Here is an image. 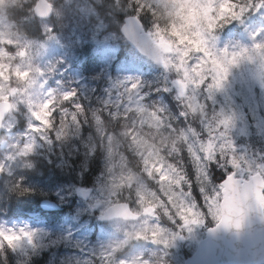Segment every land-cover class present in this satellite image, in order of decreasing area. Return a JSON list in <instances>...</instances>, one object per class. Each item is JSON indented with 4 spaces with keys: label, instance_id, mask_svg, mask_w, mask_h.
Segmentation results:
<instances>
[{
    "label": "clouds",
    "instance_id": "1",
    "mask_svg": "<svg viewBox=\"0 0 264 264\" xmlns=\"http://www.w3.org/2000/svg\"><path fill=\"white\" fill-rule=\"evenodd\" d=\"M34 2L21 0V5ZM51 2L63 15L68 0ZM101 3L103 8L99 7ZM109 4L110 0H71L67 11L72 14L80 8L90 11L95 7L103 14L108 11ZM260 5H264V0H259L258 4L252 0H137V6L148 15L150 25L144 51L154 62L174 72L176 80L182 81L183 86L189 89V94L180 101L183 111L189 113V124L202 118L194 112L203 113L206 110V105L197 102L191 94L200 74L209 83L214 76L223 77L222 84L229 71L239 64L253 61L264 70V48L250 47L244 52L243 47L229 50L209 44L225 25ZM28 33L29 29L23 22L0 15V128L7 127L8 122L21 111V106H26L31 129L27 132V139L18 137L0 156V173L8 175H11L13 167H34L30 154L36 150L39 138L48 139L54 135L56 140L63 141L80 130V123L74 121L73 111L62 94L49 95L46 91L41 79L42 70L36 62V42ZM233 59L235 63H231ZM220 66L228 68L226 76L219 71ZM48 101L50 103L45 108ZM76 111L82 112L79 109ZM37 112L43 119L37 118ZM225 116L207 114L208 122L219 132L220 122ZM167 123L166 115L161 118L146 110L130 116L128 120H106L99 125L94 122L102 149L106 152L100 211L124 232L123 239L117 243L127 240V244L122 245L119 251L135 264H144L145 261L161 264V257L156 252L142 255L138 247L147 241H154L153 232L158 234V239L154 241L157 245L169 238L172 232L165 227L166 220H172L176 227H181L182 213L191 215L189 209L204 211L200 204L197 207L195 197L190 194L191 189L186 191L184 187L190 183L184 172L185 165L180 162L185 142L184 128L179 125L172 128ZM217 140L220 141L219 147H215L214 141L203 146L204 160L199 161L200 187L204 197L210 198L208 203L216 211L224 212L226 194L236 200L258 193L264 197V171L254 174L247 183L237 179L229 182L226 178L227 183L220 181L219 186L213 187L208 182L203 169L209 161L227 164L232 158L223 139L217 136ZM28 145H31V150L26 147ZM215 153H219L218 159ZM17 189L21 190L19 186ZM204 212L206 216L207 210ZM0 228L6 232L15 231L18 235L22 228L31 231L6 225H0ZM161 228L164 231H160ZM136 232H143L144 236L137 239ZM15 243L28 244V238L20 235ZM0 244L4 245L0 253L11 249L6 241L0 240Z\"/></svg>",
    "mask_w": 264,
    "mask_h": 264
},
{
    "label": "rangeland",
    "instance_id": "2",
    "mask_svg": "<svg viewBox=\"0 0 264 264\" xmlns=\"http://www.w3.org/2000/svg\"><path fill=\"white\" fill-rule=\"evenodd\" d=\"M69 7L71 6L66 7V13H69L67 11ZM0 15H2L1 12ZM237 20L243 24V28L239 33L233 30L227 37L217 36L214 41H209L210 46L214 43L217 48L227 47L229 50L241 47L244 48L245 46L239 44L238 39L248 26L247 32L254 44L264 43V5H260L257 13L247 15L246 19L245 15H242L241 18ZM251 24L252 26H250ZM47 28L48 31H50L48 26ZM36 48L38 49L36 62L42 70L41 79L44 82V87L48 93H56L57 88L60 87V85L63 86L62 75L64 74L68 80L70 79L65 67L58 66V40L55 36L50 35L44 42H36ZM102 52L107 58L114 57L117 53V47L107 40L104 42ZM246 63L247 67H243V63L234 66L229 71L227 78L222 82L221 87L215 89L211 95L207 90L206 84L201 85L199 88H195L194 93L191 92V94H195L198 97L200 102L206 105V112L208 115L223 112L224 115L231 117L227 128L222 125L220 131L227 133L224 139L231 141V149L229 152L232 157L235 156L239 158V167L234 166L231 163L224 164V167L231 166L237 170L238 175L243 177H247L256 171H264V130L260 128V126L264 127V120L263 122L260 120L261 118H264V70L259 69L253 61H248ZM145 66L146 61H140L137 59L121 63L115 73H110V71L109 73H106L104 80L100 84V92L96 94L95 99L98 102L103 103L109 99H115L118 94L117 82L123 81L131 86L132 81L138 79L139 73ZM48 67L52 70H56L57 74L48 75ZM71 76L72 81L82 88V92H87L94 86V84L81 78L77 72H73ZM51 78L52 81L50 80ZM122 90V88H119V91ZM185 93L189 94L188 88H186ZM238 96L241 98L242 102L239 101ZM246 105L249 106V114L251 118L247 116ZM15 120L16 119L12 120L6 127V136L4 137L7 138L5 144L6 147H8L10 143H14L18 137L27 139V132L31 131L29 127V116L27 127L22 132L14 130ZM202 129V134L206 135L203 125ZM254 138H258L261 142L252 146L251 144ZM45 142H47V139L39 138L37 140V146H41ZM212 161L217 162L216 160ZM26 169L27 168L13 167L11 175L5 173L1 179L0 225H6L13 228L24 227L34 231L35 234H41L46 231L48 235L61 244V247L58 250V256L53 264H91L95 257L99 258L100 264H119L121 260L128 261L130 264L131 261L123 254H120V251L111 253V249L118 244L117 241L123 239L124 232L119 230L118 226L110 221V223L103 226V229L94 239L90 234L89 229H84V225L91 213L88 212V214H81L79 210L83 208H77L74 213L59 216L56 220L50 216L46 217L45 215H41L38 212H30L27 216L18 215L15 212L7 213L3 203L6 190L5 187H7L6 185L12 187L19 179L23 178ZM195 175L196 179L201 183L200 171L195 170ZM203 175L207 177L208 182L215 187V184H213L210 178L208 165L204 167ZM187 177L188 175L186 174V178ZM104 180L105 176L103 177L97 191L94 192L92 190L86 201L88 205L90 204L89 209L92 212L98 209L99 214H95L97 219L100 218L101 214L100 209L102 204L100 203V200L102 199ZM24 184L26 185V183ZM33 185L40 189L43 196L50 194L51 191L60 194L54 190L51 183H44L41 180H37L33 182ZM188 185L192 186L193 184L190 181ZM83 190H87V188H76V192L80 196ZM185 190L187 191V189ZM200 192L203 199L197 203L200 205L205 204L206 207V198L203 195V191L201 190ZM190 194L194 196L192 191ZM208 219L209 216L204 215L202 223H189V225H184L182 222L183 232L185 233L184 237L182 236L183 241L180 233H177L175 229H171L172 235L167 238L169 240L167 245H157L154 242L158 239L157 235V238H153L154 241H147L144 243L146 246L152 244V250H149L148 247L143 248L140 245L138 251L142 255L147 253L150 254L152 252H170L177 262L182 263L185 259L183 250H192L191 248L196 246V243L204 237L206 228L208 227H206ZM47 222H49L50 225H47ZM167 226L168 225L165 224V227ZM8 234L11 235L12 232H9ZM1 238L2 237H0V240ZM110 253L111 260L109 261L108 255Z\"/></svg>",
    "mask_w": 264,
    "mask_h": 264
},
{
    "label": "trees",
    "instance_id": "3",
    "mask_svg": "<svg viewBox=\"0 0 264 264\" xmlns=\"http://www.w3.org/2000/svg\"><path fill=\"white\" fill-rule=\"evenodd\" d=\"M26 2V0H25ZM257 1H254L256 3ZM35 3V2H34ZM24 3L21 5V0H2L1 8L5 16H11L13 20L21 21L28 27L29 35L34 39H44L46 34L44 32L43 23L40 22L33 14V5ZM114 6V7H113ZM128 6L131 11L137 13L142 17L145 24L149 25L148 15L140 10L137 6V0H126L119 4L110 3L108 5V11L106 13H101L97 11L98 18L91 17L92 20H96L97 24L101 25L98 27L93 24L85 16L80 17L79 12L75 14L66 13L69 16V23H55L54 31L56 32L59 39V51L68 52L75 51L80 53H85L89 51L95 44H97V39L102 38L104 35H110L118 31V26L115 24L116 20L122 21L124 18L123 8ZM100 8L104 5L101 3ZM229 25H225L222 32L225 33ZM103 29L100 34L91 37L92 33ZM83 31V33L78 32ZM90 59V53L87 54ZM96 58V57H94ZM148 78L152 82L150 85L144 86V91L149 94V99L160 100L169 110V112L176 119H182L181 113L183 112V105L180 100L177 99L175 92H166L167 87L162 82L160 78L155 75L149 74ZM149 82V81H148ZM152 103V102H151ZM84 106L85 113L80 114V116L88 117L93 119L90 115V109L87 105ZM99 109L96 107L94 110ZM101 114L106 120H111L108 116V112L105 107L101 108ZM80 130L78 134L70 135L63 141L56 140L55 136L53 140L56 142L54 150H49L52 161L48 160L47 166L54 167L56 173L55 178H57L58 184L63 187L67 184H72V186H97L98 182L105 175V158L104 150L101 146L100 138L96 132V129L91 125H87L86 120L83 118L79 119ZM58 154L62 159V162H58V159L54 156ZM36 163H41L47 159V157H33ZM183 163L185 165L186 174L189 172L190 177L192 176L193 165L188 157L187 153L184 151L181 154ZM221 169V168H220ZM215 170L212 174L214 182L223 176L221 170ZM36 172H45L47 169L42 166L36 168ZM21 190L16 191L15 197L23 203L24 199H28L30 192L24 191L23 187H19ZM198 196V191L194 192ZM73 201L70 210H74L75 205L78 204V197L73 192ZM169 223V221L167 220ZM53 250V244L50 242L43 243L40 250L37 252H25L22 250L14 251L13 249H7L0 253V264H50L51 255ZM169 256L161 257V262L168 263Z\"/></svg>",
    "mask_w": 264,
    "mask_h": 264
},
{
    "label": "snow or ice",
    "instance_id": "4",
    "mask_svg": "<svg viewBox=\"0 0 264 264\" xmlns=\"http://www.w3.org/2000/svg\"><path fill=\"white\" fill-rule=\"evenodd\" d=\"M36 10L39 12L40 15H50L51 14V0H49L48 4L46 5V10H41V3L40 0H37L36 4ZM255 49L264 48V44L258 43L253 46ZM242 51L246 52L247 48H243ZM235 55V54H234ZM251 59V57H249ZM214 63H217L214 61ZM231 63H235V59L231 61ZM219 71L222 72L225 76L228 74V68L224 66H220ZM223 77L220 76H214L212 77V82L209 83L207 80H205L204 75L200 74L199 80L195 81L196 88H199L201 85L206 84L209 94L221 87V79ZM118 83V94L115 99H109L105 101V110L108 112V116L111 118V120H128L130 116L134 114H139L142 110L151 111L155 115L163 118L165 115L167 116V126H170L172 128H175L173 126V120L176 118L172 116V114L169 112V110L166 108V106L163 104L160 100H153L151 104H148L145 102L144 96L141 95L138 92V89L140 88V81L139 79L133 80L131 85H135V87H130L129 84L124 83L123 81L117 82ZM175 83L179 84L181 86V93L177 96V99L180 101L183 100L188 94H186L184 90V86L182 81H175ZM119 88H122V91H119ZM168 90V89H165ZM195 89L193 90L194 93ZM53 92H50L49 95H53ZM63 99L65 103H69L74 100L75 93L72 91L64 92L62 94ZM193 98L198 102V97L195 94H192ZM48 103L50 101L46 102L44 107L46 108ZM74 111H73V119L76 122H79L80 114L85 113L84 106L79 103H75L74 105ZM202 107V106H201ZM82 110V112H77L76 110ZM43 111V109H42ZM193 114H196L197 116L202 117L200 119L201 124L204 126V129L206 131V135H203L201 132L197 131L194 124L190 123L186 128H184L185 132V142H184V148L182 150L187 152L188 157L190 158V161L194 167V170H199V161L204 160V151L203 146L206 144H210V142H215V147L220 146V141L217 140V136H219L221 139H223L225 143V147L227 150L231 149V141L224 139L227 135L226 132H219L212 123L208 122L207 112L206 110L203 113L200 112H194ZM37 118L43 119L41 117L40 113H35ZM86 115V113H85ZM92 118L95 123L103 124L106 119L101 114L100 109L93 110L91 112ZM181 115L184 116L185 119L189 118L188 112H182ZM220 115H224L223 112L220 113ZM231 120V117L225 116V119L222 120L220 123L227 128L229 122ZM46 124L48 123L47 120L44 121ZM139 122V121H137ZM142 126H146L143 125ZM59 136V133H58ZM105 136H107V132L105 131ZM31 150V145L26 146ZM180 153V156L182 154ZM216 157L219 158V153H215ZM181 163H183V159L181 158ZM230 163L234 166L239 167V158L233 156L231 158ZM178 166V165H177ZM184 172L186 174V169H184ZM229 182L234 181L232 176H229L228 178ZM227 183V182H226ZM247 183V182H245ZM221 187H224V185H221ZM24 191H28V189H24ZM210 198H206V206H207V214H211L213 219L217 221L218 226L223 225L225 227L229 226H235L236 228H239L242 224L244 212L243 209L240 207V204L243 203L242 200H236L234 197L225 195V209L224 212H218L216 211L211 204L208 203V200ZM261 204L264 205V200H261ZM197 207H199V204L197 203ZM145 211H150V209H145ZM189 212H191V215H185L181 214V220L183 221L184 225H189V223H202L203 222V216L205 215L204 211H193L192 209H189ZM160 231H164V229H160ZM9 232H6L3 228H0V237H3L4 241L7 242L8 246L15 250L17 248V244L14 242L16 240L20 239V235L26 236L28 238V244L31 245L34 242V231H25L23 228L20 229V234H16L14 231H12V234L9 235ZM126 235H130L127 234ZM135 237L137 239L144 236L143 232H136ZM157 233L153 232V238H157ZM160 243L167 245L169 243L168 239H164L160 241ZM127 240L122 241L118 244H116L112 249L111 253H115L116 251H119L120 247L122 245H126ZM3 244H0V248H3ZM111 253L108 255L109 261L111 260ZM119 264H129L128 261L121 260ZM130 264H135V262H130ZM144 264H149V262L145 261Z\"/></svg>",
    "mask_w": 264,
    "mask_h": 264
},
{
    "label": "water",
    "instance_id": "5",
    "mask_svg": "<svg viewBox=\"0 0 264 264\" xmlns=\"http://www.w3.org/2000/svg\"><path fill=\"white\" fill-rule=\"evenodd\" d=\"M41 10H46L43 2ZM136 29L133 21L125 27L135 47L147 55L143 47L146 38L138 35ZM240 200L243 201L240 207L244 212L241 226L221 225L211 229L207 239L186 264H256L264 260V205L261 204L264 197L258 193Z\"/></svg>",
    "mask_w": 264,
    "mask_h": 264
}]
</instances>
